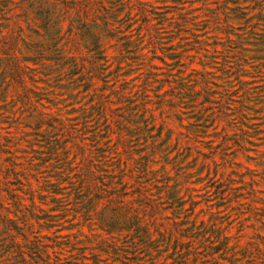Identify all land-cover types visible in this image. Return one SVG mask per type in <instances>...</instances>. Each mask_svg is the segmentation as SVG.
Returning <instances> with one entry per match:
<instances>
[{"label":"rangeland","instance_id":"374dc122","mask_svg":"<svg viewBox=\"0 0 264 264\" xmlns=\"http://www.w3.org/2000/svg\"><path fill=\"white\" fill-rule=\"evenodd\" d=\"M122 2L119 18L127 21L105 45L103 75L88 82L85 71L75 74L80 86L51 87L54 104L44 102L61 122L57 151L82 165L92 161L101 190L91 195L101 199L76 211L78 178L67 171L56 194L64 207L55 213L63 216L42 233L66 242L63 257L85 238L129 247L133 228L107 233L99 217L109 199L133 209L143 193L159 205L136 208L154 240L149 256L138 254L140 264H177L187 243L192 264H263L264 0ZM90 53L83 46L72 52ZM7 131L34 188L58 181L53 158L27 163L33 150L49 157L30 128ZM168 190L181 205L168 206Z\"/></svg>","mask_w":264,"mask_h":264},{"label":"trees","instance_id":"16d2710c","mask_svg":"<svg viewBox=\"0 0 264 264\" xmlns=\"http://www.w3.org/2000/svg\"><path fill=\"white\" fill-rule=\"evenodd\" d=\"M124 4L122 0H0V264H107L100 254H108L119 264H140V252L150 255L154 240L136 208L154 209L159 203L143 193L133 209L115 197L109 199L104 219L99 217L107 233L121 230L125 223L133 228L129 247L114 240L85 238L74 243L71 250L75 253L63 257L59 248L66 242L42 233V228L56 226V220L63 216L55 213L64 207L56 194L60 193L57 185L65 180L67 171L76 170L78 178L76 211L88 212L93 202L101 199L91 195L93 188L101 190L92 161L82 165L75 157L70 159L67 151H57L59 141L55 134L61 122L45 111L44 102L54 104L49 96L53 93L51 87L68 90L80 86L77 80L82 79H75V74L85 71L88 82L103 75L105 45L127 21L119 18ZM131 43L127 41L125 46L130 48ZM67 45L70 50L65 48ZM81 46L91 52L87 58L72 54ZM5 123L8 126L2 133ZM12 124L30 128L36 141L45 143L44 156L49 157L33 150L27 163L33 167L35 159L53 158L55 167L61 168L55 174L58 181L38 188L32 186L19 169V157L11 150L13 141L7 128ZM46 196H51L50 205L44 208ZM166 199L168 206L181 205L180 198L170 190ZM227 239L224 237L222 246L227 245ZM183 248L177 264H192L190 243Z\"/></svg>","mask_w":264,"mask_h":264}]
</instances>
